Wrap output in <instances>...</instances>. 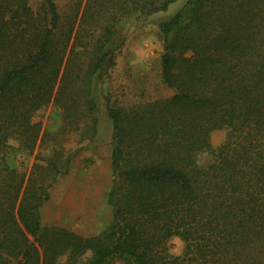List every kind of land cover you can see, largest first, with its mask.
I'll return each instance as SVG.
<instances>
[{
  "label": "trees",
  "instance_id": "16d2710c",
  "mask_svg": "<svg viewBox=\"0 0 264 264\" xmlns=\"http://www.w3.org/2000/svg\"><path fill=\"white\" fill-rule=\"evenodd\" d=\"M32 1L0 0V264H264V0H186L158 24L173 94L129 107L103 98L111 219L93 237L41 224L79 153L54 138L92 140L95 83L115 66L120 30L177 0H81L70 18L54 0ZM49 104L53 134L34 121ZM218 129L226 141L212 152ZM46 135L51 153L34 154ZM202 153L213 156L205 167ZM173 237L181 257L168 253Z\"/></svg>",
  "mask_w": 264,
  "mask_h": 264
},
{
  "label": "rangeland",
  "instance_id": "374dc122",
  "mask_svg": "<svg viewBox=\"0 0 264 264\" xmlns=\"http://www.w3.org/2000/svg\"><path fill=\"white\" fill-rule=\"evenodd\" d=\"M54 1L59 13L70 18L81 0ZM185 1L177 0L166 11L131 20L120 30L119 36L123 38V44L116 53L115 66L102 82L95 83L93 95L98 108V123L92 140L78 144V138H70L69 142L64 135L59 134L54 138L65 152L79 148V153L72 159L68 172L59 177L49 190V200L41 209L43 226L59 227L83 237H93L109 225L111 212L106 204V193L111 183L112 128L103 98L106 96L112 104L129 107L173 94L163 84L160 76L162 41L158 24L170 19ZM38 2L39 0H33V7ZM34 121L40 122L47 133L53 134L60 124L59 110L49 104L35 114ZM226 136L225 129L214 130L210 134L212 152H216L224 144ZM52 137L44 136L41 148L35 150L34 154H50ZM20 160L19 153L7 156V163L11 167L18 166ZM32 160L33 157L28 160L27 171ZM212 161L213 156L210 153H202L197 158V164L201 167ZM167 247L171 257H181L184 253V243L178 237L171 238ZM110 263L131 264L116 258L111 259Z\"/></svg>",
  "mask_w": 264,
  "mask_h": 264
}]
</instances>
